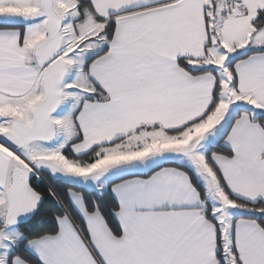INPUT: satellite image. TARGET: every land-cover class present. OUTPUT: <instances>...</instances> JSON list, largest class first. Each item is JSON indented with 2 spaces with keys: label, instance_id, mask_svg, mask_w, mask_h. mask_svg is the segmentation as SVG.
Segmentation results:
<instances>
[{
  "label": "snow or ice",
  "instance_id": "1",
  "mask_svg": "<svg viewBox=\"0 0 264 264\" xmlns=\"http://www.w3.org/2000/svg\"><path fill=\"white\" fill-rule=\"evenodd\" d=\"M0 264H264V0H0Z\"/></svg>",
  "mask_w": 264,
  "mask_h": 264
}]
</instances>
